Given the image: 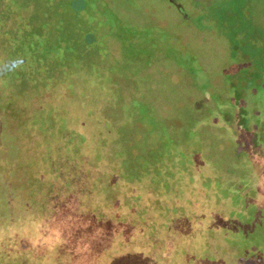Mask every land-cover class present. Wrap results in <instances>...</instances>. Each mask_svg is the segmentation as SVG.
<instances>
[{
    "label": "rangeland",
    "instance_id": "rangeland-1",
    "mask_svg": "<svg viewBox=\"0 0 264 264\" xmlns=\"http://www.w3.org/2000/svg\"><path fill=\"white\" fill-rule=\"evenodd\" d=\"M171 1L0 0V264H195L178 145L218 168L215 216L218 186L259 197L264 0ZM211 219V264H241Z\"/></svg>",
    "mask_w": 264,
    "mask_h": 264
},
{
    "label": "trees",
    "instance_id": "trees-1",
    "mask_svg": "<svg viewBox=\"0 0 264 264\" xmlns=\"http://www.w3.org/2000/svg\"><path fill=\"white\" fill-rule=\"evenodd\" d=\"M248 39L249 42L253 40V38ZM235 52V54H237L238 56L239 51ZM242 56L250 61H258V63L259 61L264 62V54L259 57V55H255L253 51H244V55ZM74 127L75 125L71 126V128ZM246 139L249 143L247 135ZM258 146V144L253 145L252 147L248 145L246 149L248 160L250 158L255 163H258L259 161L257 156H259L260 147ZM188 152L189 149H183L180 145H178L177 150H174L172 152L171 150H169V152L166 151L167 164L168 158H173L175 162L174 168L171 165L172 171L174 170L172 174L173 176L171 177L175 178L181 176L188 180V182H186V186L190 188L191 196L189 198H186L185 200H182V203L179 202V204H183L185 206L184 209L190 210L189 217L187 219L184 218V221L187 224L190 223L196 226L204 227V229L201 228V230H195L194 234L190 236L187 235L188 233L186 234L187 238H189L185 240V243H183V247L186 251L185 256L193 254L195 264L213 263V258L208 254L206 241L208 240L207 231L209 230V228H212V224L215 223L211 218H214L216 219L218 225L221 226L220 228H217L216 233L219 235L228 233L227 237L231 239L233 243L237 244L239 246V249L243 251L244 260L241 264H259V258L264 261V174L260 181V192L258 193L260 198L258 197L257 200H255L252 197H248L246 199L249 208L239 204L243 197H238L236 199L227 198L228 195H225V193L223 192L224 189L222 185L218 186L219 191H222L223 195L220 194L219 196L222 197L220 199H217L216 202H219L222 207H225L227 209V211H234V209L238 210V213L234 215L235 219L228 221V214H223L222 212H220V214L222 215H214L216 212L218 213L219 210H217L215 206H212L211 203L214 195L218 193V189L216 187L217 183L220 181L222 182L221 174L218 168L214 167L213 164L211 165V163L206 158L203 145L201 151H199V156L197 155L195 165L187 163L189 161L186 159L185 154H188ZM148 154L149 152H147L146 156L147 160L149 161ZM176 163H178V165ZM176 168H179L180 172H175ZM189 176H193V180L195 178L197 179L196 187L192 182L189 181ZM173 186L178 188L177 185ZM177 188H175V190H177ZM231 195H234V193H232ZM260 199H263V203L259 202ZM234 202L236 203L234 204ZM244 207L246 208L245 210L242 209ZM251 208L259 210V213L254 214ZM249 209L251 210L250 212L248 211ZM227 222L229 223L228 226H230V229L226 230L225 226ZM187 231H189V229L184 231L182 230V232L184 233H186Z\"/></svg>",
    "mask_w": 264,
    "mask_h": 264
},
{
    "label": "water",
    "instance_id": "water-1",
    "mask_svg": "<svg viewBox=\"0 0 264 264\" xmlns=\"http://www.w3.org/2000/svg\"><path fill=\"white\" fill-rule=\"evenodd\" d=\"M171 2L177 7L178 10L184 11L183 7L178 5L175 1L172 0Z\"/></svg>",
    "mask_w": 264,
    "mask_h": 264
}]
</instances>
